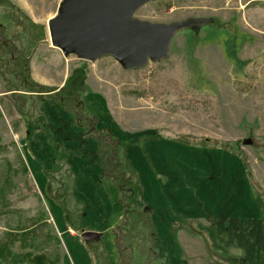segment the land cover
<instances>
[{"label":"rangeland","instance_id":"374dc122","mask_svg":"<svg viewBox=\"0 0 264 264\" xmlns=\"http://www.w3.org/2000/svg\"><path fill=\"white\" fill-rule=\"evenodd\" d=\"M61 1L0 0V139L7 148L2 156L15 169H19L20 156L30 175L13 177L15 187L8 196V207L0 208V241L10 234L18 236L21 227L31 232L25 237V249L19 241L7 249L9 264H26L25 252H42L50 264H96L81 238L83 232L91 231L99 234L94 247L100 257L104 253L98 239L104 243L110 263L122 264L115 243L117 229L124 221L122 206L109 179L101 176L96 143L87 140V130L76 129L68 115L63 120L56 107L50 112L53 120L40 125L48 144H32L37 129L24 125L7 92L13 87L24 89L19 60L27 59L34 82L58 90L71 75V66L79 60L64 57L53 48L47 31V21ZM191 17L209 22L201 28L179 31L167 57L159 62L148 61L138 70H126L111 57L87 63L82 94L85 107L97 119L98 128H107L122 144L119 157L125 149L143 188V193L135 188L130 201L133 208L145 209L151 222V226L140 225L132 235L122 233L124 237L118 239L127 264H176L174 255L179 256L162 238L167 233L166 222L175 215L179 219L195 214L199 221L184 223L177 232L187 263L209 264L201 239L187 233L196 231L198 223L215 229L219 214L218 225L224 228L216 231L218 244L225 248L224 256L241 264L245 261L243 251L223 236L234 243L230 238L233 221L224 220V212L218 210L219 198L216 203L208 202L211 198L207 197L220 194L223 198L225 194L228 199V194L248 190L238 179L240 172L245 179L246 172L264 202V0H156L134 14L136 19L157 23ZM35 39L40 40L32 44ZM9 47L16 52L10 54ZM60 130L63 133H58ZM71 131L77 133H72L73 140L63 135ZM144 132L149 135L143 136L173 141L165 142L167 145L180 141L224 150L239 157L240 164L209 155L205 160L194 150L181 158L178 148L164 154L170 150L166 144H138L137 135ZM150 159L151 163L152 159L169 161L177 172L173 192H180L178 196L167 195L168 181L152 169L155 165ZM166 165L158 164L157 168ZM43 168L56 170L49 184L57 191L51 194H56L55 201L63 210L43 194ZM28 179L37 191L35 195L25 187ZM209 179L214 181L212 187L202 183ZM128 180L136 178L130 174ZM228 183L231 185L226 187ZM200 204L206 206L199 213ZM262 230L263 240L264 225Z\"/></svg>","mask_w":264,"mask_h":264},{"label":"trees","instance_id":"16d2710c","mask_svg":"<svg viewBox=\"0 0 264 264\" xmlns=\"http://www.w3.org/2000/svg\"><path fill=\"white\" fill-rule=\"evenodd\" d=\"M2 4H6V2H2ZM26 20L29 21L27 17ZM30 23L31 22L29 21L28 24L31 25L32 23L31 24ZM37 40L40 39H35L32 42V44H35ZM14 52H16L15 48L9 47V53L13 54ZM21 59L23 60V58ZM19 62H20L19 64L20 66L19 65L17 66H19V72L21 75L22 83L24 85V89L20 90L13 87V89H9L7 92L9 93V98L12 102L14 110L17 112V114H20L24 122V125L26 127L31 126V128L35 127L37 129L36 130L37 133L34 132L32 134L33 138L31 139V143L48 144V140H45L46 138L45 129L40 125L46 123L47 121L53 120L51 119L50 112L52 111V109L56 107L60 108L59 112L63 120L68 115L69 118L72 119L75 128L86 129L87 131L85 134V138L88 135L89 138L87 140H91L96 143L95 148L99 156L100 170H102L101 176H104L105 178L109 179L112 186L117 191L118 199H120V204L122 206V211H123L122 215L124 221L122 222V225L119 226L117 229L119 231V234L115 236V240H116L115 243L121 263L127 264L124 261V256H122L123 255L122 251L118 249L119 248V246H117L118 239L120 237H124L122 233H125L127 235H132L133 232L138 230V227L140 225L146 228L148 227V225L151 226V222H150V217L146 213V210L143 208L141 210L138 208H133V204L130 201L133 198V190L136 188L140 192L142 190L143 193V188L139 184V177L137 171L132 166L131 161L126 157L125 149H123V154L121 155L122 157H119V150L121 147H123L122 144L119 143L118 140L113 138L110 130H108L107 128H98L97 119L95 117L90 116L87 111V108L85 107L83 101L84 95L82 96V94H84L83 93L84 80L88 72L87 62L79 60L76 64H73L71 66V75L66 79L64 85L59 90L56 89L55 87H49L34 82L31 79L29 75V71L27 69L28 68L27 59H24V61L19 60ZM2 117L3 114L0 110V118ZM58 133H63V132L60 130V132ZM72 133L77 134L76 132L71 131V132H66L63 135L73 140ZM147 133L148 132H144L137 135L140 136L138 138V144L153 143L154 145L158 144V146H160L166 144L165 142L167 143L173 142V141H169L168 139H165L164 137L158 138L153 135L143 136V135H149ZM11 145H13V143ZM166 146H168L170 150L169 153L164 152V154L167 153L168 155H170L173 149L175 148H178V150L180 149L179 150L180 153L178 155L179 158L182 157V154L186 155L190 151L192 152V150H194L202 154L201 156L205 160H206V156L209 155L212 156L214 160L215 159L219 160L223 158L226 160L231 159L235 161L236 165L240 164L239 157H237L232 153L225 152L224 150L215 151L214 148L197 147L192 144L186 142H180V141H176L174 145L166 144ZM6 149H7L6 146L1 144V139H0V208L8 207L7 204L8 196L15 187L14 186L15 184L12 181L13 177L17 176L18 174L30 176L28 167L23 162L20 156H18L19 169H15L13 164L10 161H8L7 158H4V156H2V154L6 151ZM219 149L220 148H218V150ZM48 150L51 151L50 149ZM197 157L198 156H193L192 159ZM58 162L59 161H57V163ZM149 162L150 164L153 163V165H155L152 167V169H154L157 174H160V176L166 178V182L168 181V183L165 185V190L167 192V195L173 197L178 196L177 194H179L180 192H173V188L176 187L178 184V182H176L178 180L177 172L175 170L174 172L170 168L169 161L164 160V161H159L157 163L155 162L154 159H152V163H151V159H150ZM182 162H185L184 158L182 159ZM61 163H65V162L60 161V164ZM158 164H160L161 166H164L166 164L167 165L165 168L161 167L162 169H159L157 168ZM55 171L56 170L47 169V168L42 169V175L46 179V185L43 194H45L44 196L47 195V199L49 200L53 199L54 201L53 200L51 201L53 203L55 202L57 206L61 208V206H59L58 203L55 201V199H57V196H55L56 194L55 195L51 194L57 191L54 190L52 184H49V182L53 178V174L55 173ZM130 174L132 175V177L136 178L135 181L128 180V176ZM243 176L245 177V179L241 176V172H240L238 179L240 181H244L247 184L248 190L244 191L240 189V191H237L236 195L234 194L233 196H230V194H228L227 195L228 199L225 198V194L223 195V198L222 195L220 194H216V196H212V197L208 195L207 199L211 198V200L208 202H216V199L219 198L218 201L220 207L218 208V210L220 209L222 214L224 212V217H223L224 220L226 222L233 221L234 225L231 227L230 238L234 243L230 241L228 236L226 235L223 236L226 237V239L230 244H235L236 247H238L243 251L245 261L241 260V264H259V261L262 262V264H264V253H263L264 238L262 240L263 237L262 226L264 225V202L262 201L261 198L262 196L258 192L257 187L253 185L250 178L246 177V172L245 175ZM172 183L175 184L172 185ZM202 183L204 184L206 183L211 187L215 185L214 181L210 179L202 181ZM32 184L33 183H31L28 179V185L25 184V187L27 186L29 193L35 195L37 191L34 188V186H32ZM230 185L231 183H228L226 187H229ZM199 188L201 194H203L202 186L199 185ZM183 194L185 195L184 191ZM61 196H63V193L61 194ZM107 197L109 198V196ZM215 204H211V205L213 206ZM203 206L200 204L198 210L199 213H200V209L202 210ZM195 215L196 217L188 216L187 218L181 217L179 219L178 216L175 215L172 216L171 218L169 217L168 220L170 222L174 219H178L175 220V222L172 225H169V222L168 223L166 222V225L168 224L166 227L167 233L162 238H165L164 239L165 244L167 243V240L168 242H170L171 247L175 249L177 255L179 256L176 257L174 255L175 258L174 262L176 264H188L187 263L188 259L186 257V254L184 253L178 241L177 232L179 231V229L183 227L182 225L184 223L191 222L194 220L199 221L198 214ZM216 216L217 217L215 221V229L213 227L212 228L204 227L198 223L197 225L198 229H196V231H193L191 229L190 231H188V233L187 232L186 233L190 237L201 239L206 250L209 264H240L237 259H233V258L229 259L223 255L225 254L224 252L225 248H223L220 244H218L216 231L219 230L220 227L222 229L224 227L218 225L220 220V215L218 214ZM64 222L68 223L65 220V218H64ZM258 224L259 226H257ZM17 230L19 231L21 230L18 236L10 234L9 235L10 238L6 236L4 240L0 241V264H9L8 263L9 260L6 256V251L14 242L19 241L22 249L26 248V244L24 245L25 237L29 235L31 232H29V230L23 227L18 228ZM12 234H16V233H12ZM55 239L57 241V238ZM95 240L90 239L89 241L85 242L86 249L89 252L92 261L96 264H111L107 256L108 254H106L104 243L100 239H98V241L102 244L101 246L102 253H104V256L100 257L98 253L99 249L97 247H94L95 244L98 243ZM92 243L94 244L92 245ZM170 244L168 245L169 247ZM23 258L26 264H50L49 262L50 260L47 258L46 254L42 252H36V253L25 252Z\"/></svg>","mask_w":264,"mask_h":264},{"label":"water","instance_id":"95a60500","mask_svg":"<svg viewBox=\"0 0 264 264\" xmlns=\"http://www.w3.org/2000/svg\"><path fill=\"white\" fill-rule=\"evenodd\" d=\"M156 0H62L47 21L50 45L64 57L87 63L113 58L126 70L141 69L148 61L167 57L174 36L190 27H204L206 18L157 23L134 18L142 6ZM98 233L81 234L84 242Z\"/></svg>","mask_w":264,"mask_h":264}]
</instances>
